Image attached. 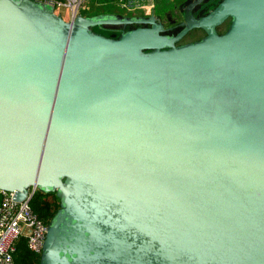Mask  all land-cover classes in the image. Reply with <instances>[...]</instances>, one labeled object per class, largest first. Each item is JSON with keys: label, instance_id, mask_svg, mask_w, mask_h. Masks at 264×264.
Returning <instances> with one entry per match:
<instances>
[{"label": "water", "instance_id": "95a60500", "mask_svg": "<svg viewBox=\"0 0 264 264\" xmlns=\"http://www.w3.org/2000/svg\"><path fill=\"white\" fill-rule=\"evenodd\" d=\"M177 29L0 0V190L59 197L40 264H264V0Z\"/></svg>", "mask_w": 264, "mask_h": 264}, {"label": "built area", "instance_id": "2783aa9c", "mask_svg": "<svg viewBox=\"0 0 264 264\" xmlns=\"http://www.w3.org/2000/svg\"><path fill=\"white\" fill-rule=\"evenodd\" d=\"M51 6L55 11L69 10V19L77 15L87 16L81 12L82 5L87 0H32ZM154 0H113L114 6L126 12H137L141 17L154 14ZM95 9L105 7L99 2L93 3ZM62 17V16H61ZM63 18V17H62ZM67 20V21H68ZM35 189H29L25 201L17 203L14 194L0 190V264H13V253L16 245L23 241L27 249L40 256L45 241L48 225L41 221L31 210L30 200Z\"/></svg>", "mask_w": 264, "mask_h": 264}, {"label": "trees", "instance_id": "16d2710c", "mask_svg": "<svg viewBox=\"0 0 264 264\" xmlns=\"http://www.w3.org/2000/svg\"><path fill=\"white\" fill-rule=\"evenodd\" d=\"M109 13L108 10L102 9L100 13ZM98 13V12H97ZM99 14V13H98ZM90 16V15H87ZM137 26L120 27H95L92 28L94 33L102 36L117 39L124 30L132 29ZM30 208L33 213L45 224L49 225L54 218L55 214L60 209L59 197L56 193H43L35 191L32 199L30 200ZM13 264H40V256L32 254L26 247L23 241H20L13 253Z\"/></svg>", "mask_w": 264, "mask_h": 264}, {"label": "rangeland", "instance_id": "374dc122", "mask_svg": "<svg viewBox=\"0 0 264 264\" xmlns=\"http://www.w3.org/2000/svg\"><path fill=\"white\" fill-rule=\"evenodd\" d=\"M187 0H154L153 1V8H154V13L155 15L158 17H160L162 19V21L164 22V17L165 14L170 15L171 18L175 19L177 22L180 21V17H181V10L180 7L186 2ZM99 2L101 4H104L105 7H103L106 10H111L113 11L115 14H117L120 17L123 16H133V15H137L139 13L137 12H126L124 10L119 9L118 7L114 6V2L113 0H87L83 5H82V9L81 12L84 14H88V15H97L98 13L100 14L101 12V8L95 9L92 4ZM215 7V4L213 2H209L206 3L205 5H203L201 7V9L203 8V10H201V12L197 15L198 17L200 16H204L208 10L212 9ZM102 8V9H103ZM58 14H61V16L65 19L68 20L69 19V10L65 9L63 11H55ZM98 12V13H97ZM229 21L227 23H225L223 26L220 27L219 32L223 33L227 27H228ZM178 30H176L175 32H177ZM174 32V33H175ZM204 36L203 32L200 30H195L193 32H191L188 36H186L181 42L180 44H184V43H190L193 41H197L200 38H202Z\"/></svg>", "mask_w": 264, "mask_h": 264}, {"label": "flooded vegetation", "instance_id": "af4514ba", "mask_svg": "<svg viewBox=\"0 0 264 264\" xmlns=\"http://www.w3.org/2000/svg\"><path fill=\"white\" fill-rule=\"evenodd\" d=\"M219 1H221V0H187L181 7H180V10H181V17H180V21H176L175 19H173V18H171L170 17V15H167V14H165V17H164V22L162 21V19L158 16H156L155 15V13L153 14L154 16H156L157 17V19H158V21L159 22H161L163 25H164V28L165 29H169V28H172V29H174V28H176V30H178L179 31V29H177V26L181 23V22H184V20L186 19V17H188V16H190V15H192V16H194V17H198L197 15L201 12V10H203V8L201 9V7L203 6V5H205L206 3H211V2H213L215 5L219 2ZM213 9V8H212ZM212 9H210V10H208V12L205 14V15H207L210 11H212ZM109 11V13H112V14H115L113 11H111V10H108ZM117 15V14H116ZM204 15V16H205ZM123 17H126V18H132V17H136V18H140L141 16L139 15V14H137V15H133V16H123ZM228 22V21H227ZM227 22H225V23H227ZM224 23V24H225ZM223 24V25H224ZM219 29H220V27L219 28H217V32H218V34H223V33H220L219 32ZM193 31H195V30H193ZM193 31H191V32H193ZM191 32H189L186 36H188ZM165 34H167V35H169V34H171V33H165ZM185 36V37H186ZM184 37V38H185ZM183 38V39H184ZM182 39V40H183ZM201 39V38H200ZM199 39V40H200ZM181 40V41H182ZM199 40H197V41H199ZM181 41H179V42H177L175 45L176 46H178V45H183V44H180V42ZM193 42H196V41H193ZM190 43H192V42H190ZM184 44H186V43H184Z\"/></svg>", "mask_w": 264, "mask_h": 264}]
</instances>
